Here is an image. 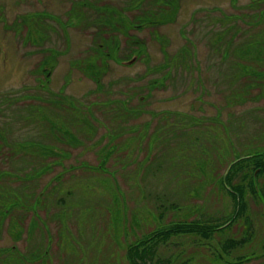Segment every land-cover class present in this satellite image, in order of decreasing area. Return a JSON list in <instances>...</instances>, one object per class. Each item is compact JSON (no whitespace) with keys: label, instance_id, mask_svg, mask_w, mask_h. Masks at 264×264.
Returning <instances> with one entry per match:
<instances>
[{"label":"trees","instance_id":"16d2710c","mask_svg":"<svg viewBox=\"0 0 264 264\" xmlns=\"http://www.w3.org/2000/svg\"><path fill=\"white\" fill-rule=\"evenodd\" d=\"M232 7L236 11H239V13L227 14L222 9L216 10V13L219 12V15L209 20L208 23H205L209 29L207 30L206 28L203 31L202 38L206 39L207 45L211 48L205 57V63L207 62L206 70L215 68L216 76H223L225 74L226 79L223 82L224 84L218 81L216 86L219 87L222 84L227 86L226 99L228 105L239 104L243 106L249 99L256 101L264 99V0H251L248 6H237L233 4ZM246 9H248V12H244ZM81 20L85 24L78 26L87 27L92 24L87 19V16L86 20L84 18ZM212 22H215V24L211 28ZM89 40L90 38L87 36L86 42ZM163 54L165 60L156 67L158 70H153L150 67L147 68V72L153 76L149 86L150 89L154 90V88L159 87L161 84L164 85L163 80L165 82L166 78L171 77L170 84H173L172 88L178 84V88L182 87L186 92L190 91L189 87L198 88L204 85L202 79L204 76L200 71L201 63L199 65L195 63L199 62L197 53L185 48L180 53L178 57L179 64L174 70H169L168 67H172V62L176 60L170 61L169 55L165 51ZM105 56L96 51L92 52L89 57L81 62V70L83 71V75H85V80L87 79V81L92 83L95 82L98 85L96 90L94 89L88 95V100H91V103L97 101L104 103L103 106L90 104L89 112L86 111L85 114L73 107L80 103V100L71 95L64 94L68 87L67 82H65L61 90L56 92H47L42 88L41 91L39 85L36 84L35 89H39V93L37 91L31 94L24 92L21 97L18 94H8L7 97L12 100L5 97L10 108L14 107L16 102L20 105L23 100V103L21 106L16 105L18 106L16 107L17 109L11 111L14 117H3L12 120V122L6 121L3 127L0 128V154L3 157V166H0V236L7 230L15 241V244L11 247L0 248V264H48L49 254L43 253L41 248L42 245L46 244L43 242V238L46 240L45 230L41 226L43 221L49 224V230L53 236L49 247L59 243L60 239L72 233L76 234L79 240H82L83 229L81 231L77 229L75 232H70V222H68V228H61L59 222L52 226L49 218L47 216H41L40 211H44L46 213L45 215H49L51 210V213L54 214V218H57V220L59 215L67 213V221H70L71 215H74L75 212L73 211V214H71L70 210L64 211L61 207L65 205L69 196L72 197L77 193L78 190L74 186L77 181L78 183H85L90 180L91 183L94 182L93 184L101 185L103 182L108 181L103 177V173H100L103 167L110 171L112 177L115 175L112 178L115 181L118 180L116 177L120 172L119 167L121 166L120 168L122 170H126L121 163L122 158L114 156L109 150L105 151L108 155L104 162L99 156L103 153L102 150L106 148L107 145L105 143H107L108 138L117 130L114 119L122 118L126 128L133 125L130 124L135 120L133 117L136 114L142 113V109L135 108L134 105L124 104L121 99L111 98V90L103 89L101 82H103L104 78L107 79V73L109 71L112 72V70H108L107 68L108 58ZM75 64H80V62L75 61L72 63V66L74 67ZM195 71H199L197 72L198 75L195 76L196 81L189 84L190 77L194 75ZM187 75L189 76L187 77ZM175 76L177 77L176 80L174 78ZM115 84L121 85L124 88L120 91L125 97L127 96L124 101L131 99V97H136L135 90L132 88V82L122 81L120 83L111 81L110 87ZM218 89L223 90L224 88ZM257 89H260V92L254 95L253 91ZM105 94L107 97H105ZM142 94L137 95V97ZM143 97H140V99L143 100ZM24 99L26 100L24 101ZM201 101H203L202 98ZM218 110L219 112L216 114V117H212L218 129L213 131L216 134L201 129L202 126H195L198 129L200 128L199 136L192 137L186 131H179L173 126L172 129L171 126H168L162 120L157 124V128L153 129L152 133H156L159 129H162L163 135L167 136L169 145L175 142V140H181L182 143L187 140H192L193 143L196 141L200 145L198 150L194 151L197 156L199 155L198 167L200 173L198 176L203 178V180L197 182L196 194L191 201L196 203L204 197L203 200L208 201V203L201 207L198 204L193 205V203L191 206L189 203V208L186 210L182 209L184 211V219H181L180 222H176L174 219L165 222V216L168 213L180 210L179 205L172 203L169 199L163 200L155 196L152 198L145 193L144 199L146 200V204L148 206L151 205L152 212L158 219L156 220L157 225L155 226H160V228L154 229L150 233L147 232L138 236L134 235L135 241L125 245L126 251L119 250L122 257H126L127 264H251L253 261H259V259L262 260L259 264H264V144L257 145L255 142L259 136L251 133L249 135L250 137H248L247 134L249 132L246 133L247 136L245 135L244 138L239 140L238 135L240 131L237 132V130H234L235 126L242 127L243 124L251 128V117L255 122L253 124H258L261 127L260 130H264V116L260 117L257 114V111L260 109H255L254 112L256 113H252L247 117L249 124L246 123L247 120L235 123L232 121L234 120L235 113H230L227 120L228 123H225L220 119L224 109L218 108ZM1 111L2 108L0 107ZM104 113H107L109 118H103ZM50 115H55L63 120L64 124L61 126V130H52L45 120L40 122L41 116L46 119ZM192 121L194 120L192 119ZM105 123L107 124L106 126L104 125ZM39 124L45 136V138H39V143L42 144L43 149H35V157L40 156V159L35 160V164H31V162L24 164L22 163L23 158L31 159L29 155L30 150L28 148L14 149L9 139L17 134V139L20 140L22 139L23 133L28 135V129L33 128L35 132V125ZM229 128L232 130L231 132H229ZM101 129L104 132L100 137L99 131ZM220 131L221 133L219 134ZM225 132L231 133V137H229L226 145L221 146V148L219 145H215L213 148L208 146V142L211 141L212 137L214 139L220 138L225 142L226 138L221 136ZM124 137V139L117 141L114 145V151L118 150L120 154H124L123 157L126 156L125 153L130 151V147H126L130 142V135L127 134ZM5 139L8 142H5ZM233 140L236 141V144H234ZM52 143H57L58 145H55L51 149L50 147L53 146ZM90 144L91 146H89ZM163 145L159 142L153 144L152 148H150L151 145L149 146L146 140L143 143H136L138 155L135 156L134 161L131 159V164L130 160L127 162L126 168L135 164L139 169V164L143 165L142 160L145 158V156L141 157L142 154L140 152L142 153L144 148L148 149V153L150 150L152 152L154 150L161 152L159 149ZM237 146L240 147L237 148ZM84 148L86 151L97 150L98 168L90 164L84 158L85 155L80 153L81 149ZM209 150H215L218 153L223 151V154H221L223 158L219 159L222 164L228 162L230 157H233V159L229 160L228 167L223 175L218 176L221 168L218 164L212 168L209 172L211 176L209 177L207 175L208 180L205 182L206 166L211 161ZM31 152L33 153V151ZM200 156L203 157L200 158ZM155 157V155H152V158L148 159L147 166L145 168L142 167V175L149 176L155 170L162 169V167L159 168L158 164H155L157 161ZM188 157L186 156L185 159ZM8 158L10 161H7ZM205 158L209 159L205 161ZM42 160L46 164L44 167L40 166V168L39 165ZM80 160H86L84 165L78 163ZM113 160L114 166L112 163L110 167L109 163ZM48 161H51V164H48ZM189 163L193 166V152L190 155V160L183 162V166L184 164L189 165ZM70 164L72 166L67 167ZM53 166H61L63 173L55 176L53 183L47 182L46 185L44 184L45 187L43 185L39 189L42 179L47 173L51 172ZM115 166L118 167L116 168ZM152 168L154 169L151 170ZM39 170H42L43 174ZM25 174L27 175L26 179L23 178ZM64 175L69 176L66 181L61 180ZM78 177L81 178L75 180ZM126 177H128L126 173H123V178L126 179ZM18 183L20 186H17ZM54 183L57 185H54ZM202 184H205L206 188L210 185V194H205V196L204 194H199L200 191H207L205 185L200 187ZM62 185L64 186L63 188H61ZM139 190L143 189L139 188ZM220 190L225 191L224 196L217 195L220 194ZM108 191H110L109 188L105 193ZM61 193H65V195L60 197ZM133 193H136V191L132 189L131 195ZM57 195L60 198L56 202L54 200H56ZM111 199L113 202L112 205L117 206L115 202L117 197H112ZM21 201L23 202V206L17 204ZM219 201L221 202V207L215 210ZM55 202L57 206H55ZM4 203H6V208H4ZM60 203H63V205L60 206ZM77 204L75 203L74 205ZM92 204L94 210L96 208L98 209L100 205H103L98 196L95 197ZM229 207H231L230 212L228 210ZM54 210L55 212H53ZM157 213H159L158 217ZM40 219L43 221H40ZM116 223L117 221L115 219ZM41 230L44 231V237ZM93 231V229H88V233L90 232L89 235L94 240L91 245L96 244L92 248L98 249L100 243L106 242L112 249L110 252L113 251L115 253L117 248L119 249L121 240L119 228L113 229V238L106 239V241H102L98 237V234H91ZM13 232L20 234L14 235ZM181 236L183 240L178 242L177 247H174L173 250L181 246H195L196 244L198 247L205 246L208 251L207 256L210 255L211 258L207 260L208 257L204 255L201 259V248L189 247L187 254L183 250L175 258L167 255L163 260L157 259L158 257L155 253L157 247L169 246L163 243L169 240L178 241V238H181ZM24 240L27 242L25 251L17 246V243L19 244ZM115 243L117 244L115 245ZM212 246L215 247L214 250H211L213 248ZM41 257L42 259L39 263L34 262L35 259L38 260ZM3 258L6 259L4 261L7 263H4Z\"/></svg>","mask_w":264,"mask_h":264},{"label":"rangeland","instance_id":"374dc122","mask_svg":"<svg viewBox=\"0 0 264 264\" xmlns=\"http://www.w3.org/2000/svg\"><path fill=\"white\" fill-rule=\"evenodd\" d=\"M199 1H191V5L187 7L189 8L188 11L185 12V15L180 18L181 25H186L187 21L193 16L191 14L193 9H196L199 6V4L204 3L203 6L206 8H214L218 7L217 9H222L227 14H234L239 13V11H236L232 5L235 1L233 0H201ZM36 2V0H35ZM39 3V2H38ZM236 3V2H235ZM251 3V0H237V6H248ZM40 5L36 8L38 11L35 12H42V15L50 17V10L46 9L47 2L44 3V5ZM26 5V1H21V4L19 3L16 7H9L8 9V22L9 25H13V22L16 18V16H23L24 8ZM62 7V4H58ZM21 7V8H20ZM22 9V10H21ZM26 9V8H25ZM36 9V10H37ZM29 10H32V8H29ZM43 10V11H42ZM244 12H248V9L244 10ZM23 13V14H22ZM22 14V15H20ZM32 14V11H31ZM39 15V14H38ZM219 15V12L214 13V17ZM27 16V15H26ZM36 17V16H35ZM201 17V16H200ZM74 19V18H73ZM19 20V18H18ZM75 21V20H74ZM63 23V21H60ZM72 22H69L70 25ZM73 24V23H72ZM215 22H212V26H214ZM203 24L201 23L200 26ZM71 26V25H70ZM207 26V25H205ZM219 26V24H218ZM217 26V27H218ZM1 24H0V48L3 47V40L1 35ZM72 27V26H71ZM73 29V28H72ZM205 29H199L197 30L196 34L188 35L186 34V37H189L188 40H193L196 43V47L193 50L194 53L198 54V61L195 62L196 65H199L201 63V74L203 73V81L204 85L193 88L189 87L190 91H184L183 88H178V84L174 85L170 84L171 78H166L165 82L163 80L164 85H160L159 87L154 88V90L150 89V83L153 79V76H151L147 72V65H141L136 64L132 69H128V71H122L118 67L109 68V71L107 73L108 77L107 79L104 78L103 82H101V86L103 89H109L111 90L110 97L113 99H121V101H124L127 96L125 97L120 91L124 88L121 87V85H113L110 87L111 81H127L133 83L132 88L135 90V98L134 102L131 100L130 105H134L135 108L142 109V113L136 114L133 118L135 119L132 121L128 127L125 128L124 120L122 118L114 119V124L117 126V130L113 132L112 136L108 138L107 143H105L107 146L103 151L102 154H100L99 158L103 159V162L107 159L108 153H105V151L109 150L111 153L114 154V156H119L121 159V163L124 166V169L122 170L119 167V174L117 175L115 181L112 180V174L109 170L106 168L101 169L100 173H103V177L107 179L108 181L103 182L101 185H96L91 183L90 180L86 181L85 183H75L74 186L76 188L77 193H75L72 197L67 198V202L65 205L63 203H60V206L62 210H70V213L73 214V211L75 212L74 215H71L70 221H67V213H62L57 218H54V214L51 213L49 215H45L46 213L44 211H40L41 216H47L52 224H60L61 228H68V222H70V232H75V230L83 229L84 233L82 234V240L78 239V236L76 234H68L64 236L62 239H60L59 243L53 244L49 247V244L53 240L52 233H50L49 230V224L43 221L41 223L42 228L45 230L46 233V240L43 238V242L46 243L41 246L43 253L49 254V260L48 264H127V259L125 256L122 257L119 250H125V245L127 243H133L134 235H141L145 233H150L154 229H159L160 226L157 225L158 220L154 213L152 212L151 205L146 204V200L144 199L145 193H147L148 196H151L152 198L159 197L163 200H170L172 203H175L176 205H179L180 210L177 212H170L165 216V222H169L170 220L174 219L176 222H180L181 219H184V211L187 208L195 204H198L200 207L203 205H207L208 201L203 200L201 198L199 202L194 203L191 200L196 194V184L198 181L203 180V178L199 177L198 174L200 173L198 162H199V155L197 156L195 151L198 150L200 145L195 141V143L192 142V140H187L184 143H182L181 140H175V142H172L170 145L167 141V136L163 135L162 129H159L156 133H152L153 129L157 128V124H159L162 120L164 123H166L168 126H173L175 129L179 131H186L191 135L192 137H198L199 136V129L197 127H201L203 130H207L210 133L216 134V132H213L214 130H218L216 128V125L214 123V120H212V117H216V114L219 112L217 111L218 108H223L224 111L221 114V118L225 123H228V118L230 113H235V117L233 118L235 123H240L241 121H246L255 109H260L257 111V114L262 117L264 116V99L261 101H256L253 99H249L246 104L243 106L237 105H228V101L226 99V92H227V86L223 85L225 82V74L223 76H216V70L215 68L212 70H206L207 68V62L205 63V57L207 56L208 52L210 51V47L207 45L206 39L202 38V33ZM167 33L168 43L169 45L167 50L171 53L177 52L179 49L183 47L185 44H189V41L185 38H181L179 33H181L177 28L175 30L164 28L163 32ZM72 35L69 33V38L71 39L70 45H66L67 49L72 48L70 50L69 55L66 56V58H63L62 61L55 66L61 67L57 68L55 72L53 73L52 77L50 78V81L47 82L48 78H45L42 80L44 88L47 92H56L61 90V88L64 86L65 82H69V77L71 74H73V81L68 84V87L66 88L64 94L71 95L74 98H77L80 100V103H78L75 107L76 109H79L81 113H86V111L89 112L90 104L91 105H97V106H103L104 103L102 101H97L95 103H91V100H88V95L96 88L98 85L94 82H89L87 80H78V77L80 75L75 71L74 68H72L73 55H76V53H80L83 49V45L86 41H84L85 37H82L83 35L80 34V32L77 33V35L74 33V31H71ZM12 34V33H9ZM13 35V34H12ZM36 35V32H35ZM74 36V37H73ZM141 39L145 40L148 45L147 48L150 50L151 56L149 55V58H151L150 68L153 70H158L156 67L163 62V55L160 50V44L158 41L150 38L146 34H138ZM57 37L53 35L52 39L55 40ZM65 38V36H63ZM50 38V42L52 40ZM68 39V38H67ZM95 40V37H93ZM123 38H121L122 40ZM47 40V39H46ZM93 42V41H92ZM94 45V44H91ZM97 45L99 46V42L97 40ZM10 46V41H9ZM20 46L24 49V45L20 44ZM96 46V44H95ZM14 47H16L14 42ZM26 49L25 51H28L27 54H17V53H6L4 54V51L0 49V107L2 108V111L0 112V128L3 127L4 123L6 121L12 122V120L8 118H3L4 116H12L13 110H16L18 106H21L23 103L17 104L15 103L14 107H9L8 101L5 99V97L12 94L16 95L18 94L19 97H21L24 92H29L28 94L35 93L36 91L39 93V89H35V85L38 84L36 81V78L39 75V70L37 69L36 60L38 61L43 57V55L38 56L36 55V48L35 45H32L29 43L27 46L25 45ZM42 47V46H41ZM48 47V46H47ZM64 47L58 49L56 51V58L59 57V55H62L64 53ZM23 51V50H21ZM84 52V51H83ZM54 56V55H53ZM135 56H138L137 54ZM70 66L72 69V72H70ZM37 71V74L35 73ZM197 72L195 71L194 75H191L190 77V83L193 81H196L195 76H197ZM76 73V74H74ZM162 75V73H160ZM82 76V75H81ZM189 75H187L188 77ZM175 80L177 77H174ZM217 79V81H215ZM220 79V80H219ZM223 83L219 87L216 86L217 82ZM74 82V83H73ZM72 84V85H71ZM71 85V86H70ZM183 85V83H182ZM37 86V85H36ZM38 88V87H37ZM218 88H224L223 90H219ZM257 88V87H256ZM255 88V89H256ZM192 89V90H191ZM42 91V90H41ZM43 91V92H46ZM224 92V93H223ZM260 92V89H257L256 91H253L254 95H257ZM59 93V92H57ZM143 93V94H142ZM142 94L137 97V95ZM13 96V95H12ZM143 97V100L140 99V97ZM11 97V96H10ZM105 97L107 95L105 94ZM9 98V97H7ZM145 98V99H144ZM201 98L203 101H201ZM12 100L11 98H9ZM19 100V99H18ZM26 99H24L25 101ZM33 104V103H28ZM35 104V103H34ZM7 109V110H6ZM235 110V111H234ZM115 113H117L115 111ZM243 119H242V118ZM103 118H109L107 113L103 114ZM192 119L194 121H192ZM42 120H45L48 125L52 128V130H61V126L64 124L63 120L60 117H56L55 115H50L48 118L45 119V117L41 116L40 122ZM101 120V116H100ZM85 122V120H83ZM251 128L244 125L242 127H236L234 130H237V132L240 131L238 135V139L241 140L245 137L246 133L249 132L247 135L251 133L258 135L256 142L257 145H263L264 144V130H260L261 127H259L258 124L255 123L253 118L251 117ZM214 123V124H213ZM247 124H249V121H246ZM107 125L106 123L104 124ZM111 125V126H115ZM145 125V126H144ZM229 125V124H228ZM144 126V127H141ZM197 126V127H195ZM230 126V125H229ZM172 127V129H173ZM150 128V129H149ZM50 130V129H49ZM229 128V132H231ZM33 132L32 134H30ZM49 132V131H48ZM51 132V131H50ZM103 130L101 129L99 131L100 137L103 134ZM221 131L219 132V134ZM27 134L23 133L22 139H17V134L12 136L10 140L12 146L14 149L19 148H28L30 150L29 155L31 156V159H22V163L26 164L27 162H31V164H35V160H39L40 156L35 157V149L41 150L43 149V146L41 143H39V138H45L44 133L42 132L39 125H35V132L33 128H30L27 130ZM130 135V142L128 146L130 147L126 154V158L123 157L124 154H120L118 150L114 151V145L117 141L124 139L125 135ZM246 135V136H247ZM110 136V135H109ZM222 137L226 138V141L223 142L222 139H213L211 138V141L208 142V146L210 148L215 147V145H219L220 148L223 145L227 144V141L229 140V137H231V133H222ZM69 137V136H68ZM27 139V140H23ZM96 139V137H95ZM94 139V140H95ZM99 139V138H98ZM144 140L147 141L150 148H152L153 144L161 142L164 144L161 146V152L160 151H151L148 153V149L144 148L142 153L140 152L141 157L145 158L142 160L143 165L139 164L138 167L133 164L129 168H126L127 162L130 160V164L132 163L131 159L134 161L135 156L138 155V151H136V143L144 142ZM5 142H8L7 139H5ZM234 144H236V141L233 140ZM53 146L50 147L53 149L55 145H58L57 143H52ZM3 145V144H2ZM91 146V144L89 145ZM48 147V146H46ZM240 146H237L239 148ZM203 148V147H202ZM12 149V150H14ZM209 149V148H208ZM207 149V150H208ZM56 150V149H54ZM195 150V151H194ZM19 151V150H16ZM33 151V153L31 152ZM78 151V150H77ZM114 151V152H113ZM210 151V159L209 165L206 166V173H205V182L208 180L207 175L210 177L209 172L212 168H214L217 164L221 167L219 170V175H223L226 172V169L228 167L229 160H232L233 157H230L228 159V162H225L222 164L220 162V158H223L221 154H223V151L218 153L215 150H209ZM137 152V153H136ZM193 152L194 156V163L193 166L185 165L183 166V162L190 160V155ZM80 153L82 155H85V159L89 161L90 164H93L95 167H99L97 163V150H87L81 149ZM40 155V153H38ZM152 155H155L157 158L156 165L158 164L159 168L162 167V169L155 170L154 173L150 174L149 176L142 175V167L145 168L148 164V159L152 158ZM33 156V157H32ZM186 156H189L185 159ZM203 156H200V158ZM125 160L123 161V159ZM209 158H205V161ZM7 161H10L8 158ZM86 161V160H85ZM85 161H79V164L85 163ZM102 162V161H100ZM124 162V163H123ZM141 162V163H142ZM48 164H51V161L47 162ZM74 163V162H71ZM113 163L114 166V160L110 161L109 166L111 167ZM3 157L0 154V166H3ZM44 160H42L39 167L45 166ZM72 166L67 165V167ZM7 167V166H4ZM11 167V166H10ZM40 167V168H41ZM116 168L118 166H115ZM12 168V167H11ZM152 168L151 170H153ZM41 174H43L42 170H39ZM63 168L61 166H53L50 173H47L44 178L42 179L41 186L39 189L43 187V185L47 184V182L53 183V178L55 176H58L59 174H62ZM24 172V171H22ZM123 173H126V179L123 178ZM26 174L23 176L24 179H26ZM82 177V176H81ZM81 177L76 178L80 179ZM69 178V176H63L61 180L66 181ZM28 179V177H27ZM73 179V178H72ZM94 179V178H93ZM112 180V182H111ZM194 180V181H192ZM98 182V180H96ZM44 185V187H45ZM54 185H57L54 183ZM205 184L200 185L202 187ZM17 186H20L19 183ZM64 186L62 185L61 188ZM109 188L110 193H105L106 190ZM139 188L143 190H139ZM206 188V185H205ZM210 185L206 188V192L200 191L199 194H210L209 193ZM219 188V187H217ZM132 189L136 191V193H133L131 195ZM2 190V189H1ZM1 192V191H0ZM113 192V193H112ZM39 194V193H38ZM65 193H61L60 197H63ZM102 195V196H101ZM220 196L225 195L224 190H220V194H217ZM98 196V198L101 200L103 205H100L98 209H93L92 202L94 201L95 197ZM57 195L56 200L60 198ZM112 197L116 198V204L117 206L112 205ZM218 197V196H216ZM61 200V199H60ZM190 200V201H189ZM55 202V206L56 205ZM75 203H78L77 205H74ZM190 203V205H189ZM19 206H23V202L17 203ZM109 205V206H108ZM189 205V206H188ZM17 206V207H19ZM232 206V204H231ZM221 202L219 201L218 205L216 206L215 210L220 209ZM233 207V206H232ZM4 208H6V203H4ZM206 209V207H205ZM231 207H229L230 212ZM8 211V210H7ZM55 212V210L53 211ZM177 213V214H176ZM207 213V212H206ZM227 214V213H226ZM159 213H157L158 217ZM209 215V213H207ZM56 216V215H55ZM115 219L117 223L115 224ZM162 225V224H160ZM156 227V228H155ZM119 228L121 240H120V246L119 249L117 248L116 252L113 251L110 252L111 247L106 242L100 243L99 248H92V246L96 245L93 243V238L89 235L88 229H93L94 231L91 234L97 235L98 237L102 239V241H106V239L113 238V229ZM41 233H43L44 237V231L41 230ZM14 235H18L20 233L13 232ZM35 239V238H34ZM181 239V240H180ZM183 238H178V241L169 240L167 242H164L163 244L169 245V246H159L157 247L155 253L157 255V259L163 260L167 255H171L174 258L178 255H180L183 250L186 251V254L188 253L189 247H196L200 249V258L208 257L207 260L211 258L210 255L207 256V248L204 247H198L196 244L189 245V246H181L180 248H176L173 250L174 247H177V243L182 241ZM188 241L187 239H185ZM190 240V239H189ZM78 242V243H77ZM15 244V241L11 237V235L8 233L7 230H5L1 236H0V248H7L11 247ZM117 243H115L116 245ZM85 247H83V246ZM17 246L20 247L23 251L27 248V242L21 241L19 244L17 243ZM211 250H214L215 247ZM209 249V247H208ZM106 250V252H104ZM110 252V253H108ZM42 259V257L38 260L35 259V263H39V261ZM123 259V260H121ZM6 260L3 258V261ZM31 261V259H29ZM121 260V261H120ZM262 262L261 259L259 261H253L251 264H259ZM4 263H7L4 261ZM8 264V263H7Z\"/></svg>","mask_w":264,"mask_h":264},{"label":"flooded vegetation","instance_id":"af4514ba","mask_svg":"<svg viewBox=\"0 0 264 264\" xmlns=\"http://www.w3.org/2000/svg\"><path fill=\"white\" fill-rule=\"evenodd\" d=\"M21 1H26V5L23 8L24 13L28 12L26 13L27 16L23 13V16H16L13 25H9L8 9L9 7H16L19 3L21 4ZM191 1L36 0L35 2V0H0V24L2 26L1 35L3 40V47L0 49L4 51V54H27L28 51L24 50L26 49L25 45L27 46L29 43L35 45L36 55H43L41 59L36 60L37 69L39 70L36 81L38 82L40 90L41 88L45 90L42 80L48 78L47 82H49L55 70L61 67V65L59 67L55 66L60 60L62 61L63 58L69 55L72 48L69 46L67 49L66 45H70L71 39L69 38V33L72 35V30L76 35L80 32L83 35L82 37H85L84 41H86L87 36L90 38L89 41L84 43L82 51L76 53L70 59H73V62H80V64H75L74 67L70 66V72H72V67L79 75H82L78 77V80H85V75H83V71L81 70V62L89 57L92 52L96 51L106 55L105 57L108 58V70L109 68L118 67L122 71H128V69H132L136 64L138 65L140 63H142L141 65H147L149 68L152 57L149 58L151 53L147 48L148 43L137 36L143 33L159 42L163 62L165 60L164 51L168 53L170 61L176 60L172 62V67H168L169 70H174L179 64L178 57L180 53L185 48L191 51L196 47V43L193 40H188L189 37H186V34L191 36L196 34L199 29H206L207 26H205V23H208L209 20L214 18V13L218 8H206L203 6L204 3L199 4L201 7L192 10L191 14L193 16L187 21V24L185 26L181 25L182 20L180 18L189 10L187 7L191 5ZM193 1L202 2L201 0ZM38 2L41 5H44L45 2H47V5H50L46 7V9L50 10V17L42 15V12H35L38 11L36 6L38 7L40 5ZM235 2L233 4L236 5L237 0ZM59 3L62 4V7L58 5ZM29 8H32V10H29ZM86 16L92 24L87 27L78 26L85 24L81 19L84 18L86 20ZM60 21H63V23ZM69 22L73 23L70 24L72 27L67 25ZM201 23L203 24L202 26H200ZM164 28H169L170 30L177 28L181 32L178 35L181 38L186 37L189 44L183 45L177 52H169L167 50V45H169L167 41L168 32H163ZM53 35L57 37L55 40L52 39ZM93 37H95V40ZM50 38L52 39L51 42ZM121 38L123 39L121 40ZM97 40L99 46L97 45ZM14 42L16 47H14ZM20 44L24 45V49ZM64 44V53L56 58V51L63 48ZM136 54L140 56H135ZM133 60L135 61L133 62ZM129 62L133 63L129 64ZM35 73L37 74V71ZM72 77L73 74L69 77L70 81L67 82V85L73 81ZM128 82L130 81L128 80ZM131 100L134 102V98L131 97V99L123 101L122 103L130 105Z\"/></svg>","mask_w":264,"mask_h":264},{"label":"water","instance_id":"95a60500","mask_svg":"<svg viewBox=\"0 0 264 264\" xmlns=\"http://www.w3.org/2000/svg\"><path fill=\"white\" fill-rule=\"evenodd\" d=\"M135 60H133V62H134ZM133 62H129V64H131V63H133Z\"/></svg>","mask_w":264,"mask_h":264}]
</instances>
